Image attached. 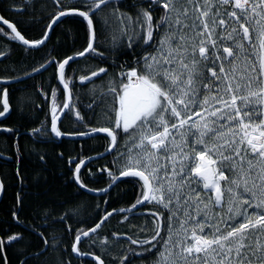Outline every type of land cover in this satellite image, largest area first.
<instances>
[{"label":"snow or ice","instance_id":"snow-or-ice-1","mask_svg":"<svg viewBox=\"0 0 264 264\" xmlns=\"http://www.w3.org/2000/svg\"><path fill=\"white\" fill-rule=\"evenodd\" d=\"M145 3L133 15L120 13L121 6L113 0H52L54 11L47 17L41 38H26L18 28L22 21L3 15L0 34L39 50L47 46L48 33L55 27L79 21L84 31L82 50L74 55L54 51L52 59L34 70L53 69L57 88L69 100L76 87L74 78L68 79L72 64L93 54L106 59L99 43L100 20L113 49L127 47L135 52L139 48L135 64L121 65L119 75L113 74L88 106L94 119L96 108L101 109L104 123L91 133L72 134L105 133L93 138L108 140L109 147L101 155L113 156L110 164L116 171L107 172L110 187L139 184L135 203L113 212L135 215L149 204L155 209L149 213L155 223L149 221L141 229L150 230V238L128 239L140 246L142 258L155 256L153 264H264V0ZM105 9L111 10L112 23L101 15ZM14 11L23 15L27 9ZM155 13L160 14L157 19ZM108 74V68L100 67L91 76L103 80ZM89 83L94 80L81 77V86ZM0 99L3 116L9 109L7 88H0ZM62 107L68 118L71 103ZM52 111L51 132L57 137L66 135L57 127L55 104ZM75 114L84 121L79 111ZM125 137V151H121L120 141ZM73 163L74 182L84 189L86 184L80 179L84 162ZM102 191L108 195L110 190ZM112 215L106 211L94 227L76 230L72 251L85 256L77 247L83 238L97 247L94 237H99L98 230ZM23 239V235H13L7 242L0 238V248ZM102 239V246L107 247L109 237ZM122 264L131 260L124 256Z\"/></svg>","mask_w":264,"mask_h":264},{"label":"trees","instance_id":"trees-1","mask_svg":"<svg viewBox=\"0 0 264 264\" xmlns=\"http://www.w3.org/2000/svg\"><path fill=\"white\" fill-rule=\"evenodd\" d=\"M113 4L121 6L120 13L133 15L138 6H146L145 0H113ZM18 8H26L27 11L17 15L14 9ZM53 11L52 0H0V15L10 21H22L18 28L29 39L41 38V30ZM110 11L105 9L101 15L112 23ZM159 15L155 13L154 19ZM42 18L44 23L40 22ZM4 28L7 31L6 26ZM97 28L102 33L99 43L106 59L93 54L88 59L82 58L72 64L73 71L68 72V79H77L72 91L73 106L84 119L87 117L86 120L91 121L82 125L78 123L76 130H91L101 126L102 122L101 109L96 108L97 117L94 119L88 107L101 92L100 79L87 86H81L78 80L82 76L90 77L92 71H98L100 67L108 68V75L118 76L120 66L134 65L140 52L139 48L135 52L127 47L113 49L103 20L97 23ZM83 35V25L79 21L69 20L55 27L46 47L30 50L12 40L11 35L5 37L0 34V88H7L11 107L9 114L0 116V154L10 158H0V174L4 183L0 197V238L7 242L13 235L24 237L6 249L0 248V264H92L72 251L76 230L94 227L106 215V211L129 207L140 195L139 184L132 182L118 183L108 195L101 196L78 189L74 182L76 164L70 163L69 159L80 160L101 152L104 139L63 138L57 142L51 139L48 122L43 123L48 117L46 113L50 105L47 99L52 90L56 89L55 101L58 98L62 103L64 97L53 79V69L42 73H35L34 70L52 59L50 53L54 51L74 55L82 50ZM124 43H127L126 38ZM29 73L32 75L29 76ZM5 81L10 83L6 84ZM42 125L46 127L44 131H34ZM62 126L67 132L75 131L69 124ZM110 162L96 160L92 163L94 165L90 164L81 170L80 179L86 187L99 190L110 184V179L106 178V172L113 169ZM91 172L95 174L91 175ZM61 218H64L63 222ZM118 218V214L112 215L99 230V237H94L97 247H91L92 241L85 239L78 247L79 252L97 255L106 264H122L124 256L131 260V264H144L143 258L134 259L127 245L122 246L111 235L119 233ZM105 236L109 237L107 247L102 246ZM45 241L47 251L44 250ZM144 257L149 259L152 255L146 254Z\"/></svg>","mask_w":264,"mask_h":264},{"label":"flooded vegetation","instance_id":"flooded-vegetation-1","mask_svg":"<svg viewBox=\"0 0 264 264\" xmlns=\"http://www.w3.org/2000/svg\"><path fill=\"white\" fill-rule=\"evenodd\" d=\"M90 77H92V76H90ZM112 76L111 75H108V76H106V77H104V79L103 80H101L100 79V83H101V91H103L104 90V86L107 84V82L109 81V79L111 78ZM69 80H72V79H69ZM80 80L81 79H79L78 81H79V83H80ZM94 81H96L97 79L96 78H94L93 79ZM74 81H75V84H76V81H77V79L75 80L74 79ZM60 88H62L61 87V85H60ZM58 90H59V88H58ZM72 94V93H71ZM43 97H44V100L46 99V97H45V95H43ZM63 101H62V103L60 102L61 100H58V98H57V101H55V98L52 96V93H51V95L48 97V104L50 105V108H48V111H47V113H46V115H48V117L47 118H45L44 120H43V123H47L48 122V124H49V126H48V131L50 132V136H51V139L52 140H54V141H57V142H59V141H61L63 138H65V139H69V140H85V139H91V138H93V137H103V136H106V134L104 133V134H97V135H94V136H89V137H85V138H71V137H65V135L64 136H61L60 138H58L57 136H55L54 137V135H53V133L51 132V120H52V116H53V111H52V108H53V104H55L56 105V112H55V115L57 116V122L59 121V123H58V128L62 131V132H64V133H66V135H70V134H74V133H76L77 131H80V132H91V130H86L85 131V129L83 130V129H78V130H76V125H78V123H80L81 125L82 124H85V123H87L89 120H86L87 119V117L84 119V121L83 122H81L80 121V119H79V117H77L76 116V112H77V110L74 108V102H73V95H72V103H71V105H72V111L69 113V115H68V118H65V113L61 116V111H62V109H63V107H62V104H64V103H66V100H67V98H66V93L63 95ZM111 98L109 97V100H110ZM92 104V103H91ZM10 110H11V107H10V104H9V109H8V111L7 112H4V115L3 116H6L7 114H9V112H10ZM0 111H3V109L2 110H0ZM67 111V110H66ZM65 111V112H66ZM80 116H82L81 114H80ZM83 117V116H82ZM62 121V122H61ZM102 122H101V125L104 123V120L102 119L101 120ZM63 124H69V126H71V128L72 129H74L75 131H73V132H67L65 129H63ZM39 131H44L45 129H46V127H44L43 125L42 126H39ZM109 140H110V138H109ZM126 142H127V138L125 137L124 139H122L121 141H120V150L121 151H125V144H126ZM109 147V143H108V140H105L104 139V145H102L101 146V149H102V151L101 152H98V153H96V154H93V155H90V156H88V157H85V158H83V159H80L79 161H84L85 159H87V158H89V157H92V156H96V155H100V154H102V153H105L106 152V149ZM100 159H103L104 160V162L106 163L107 161H112L113 160V156L111 155V154H107L106 155V157L105 156H101V157H98V158H94V159H92L90 162H88L86 165H87V167H89V165L90 164H92L94 161H96V160H100ZM69 161H70V163H73L74 161H78V159L77 158H73V159H69ZM75 164V163H74ZM92 165H94V164H92ZM75 167H76V165H75ZM75 167H74V169H75ZM83 168H85L84 166H82L81 167V170L83 169ZM108 171H113V172H115L116 171V168L115 167H113V169H111V170H108ZM107 171V172H108ZM106 172V173H107ZM95 173H93V172H91V175H94ZM106 178L107 179H110L109 178V176L106 174ZM123 178V177H122ZM121 178V179H122ZM120 179V180H121ZM0 180H2V177H1V174H0ZM3 181V180H2ZM116 185V184H115ZM114 185V186H115ZM110 186V184L107 186V187H109ZM113 186V187H114ZM107 187H105V188H107ZM112 187V188H113ZM88 188H90V187H88ZM105 188H103V189H105ZM111 188V189H112ZM4 189V188H3ZM3 189L1 190L0 189V197H1V195H2V193H3ZM90 189H92V188H90ZM110 189V190H111ZM92 190H96V189H92ZM100 190V189H99ZM87 193V192H86ZM89 194V193H88ZM90 195H92V194H90ZM104 195V194H103ZM95 196V195H94ZM99 196H101V195H99ZM127 208H130V206L129 207H125V208H122V209H127ZM113 211V210H112ZM155 211V209H153L152 208V205H147V207H142V208H138L136 211H135V215H133L132 213H116V214H118L119 215V227H120V230H119V233H117L116 235H115V238H117L118 240H119V243L122 245V246H126L127 245V249H129V251H130V253L132 254V256L134 257V259H138V258H140L141 256L139 255V253L142 251L141 250V248H140V246L137 244V245H132L131 244V242H130V240L128 239V237H133V238H137V239H140V240H143V239H146V238H150V235H151V232H150V230L149 231H142L141 229H143V228H145V227H147L148 226V222L149 221H152V223L154 224L155 223V220L153 219V217H151L150 215H149V213L150 212H154ZM111 212V211H110ZM115 214V215H116ZM114 215V214H113ZM101 229V228H100ZM99 229V230H100ZM99 230H98V232H99ZM87 239V238H86ZM133 250H135V253L136 254H134V252H133ZM81 253V252H80ZM83 254H88V253H83ZM89 255H92V256H96V257H99V256H97V255H94V254H89ZM146 255V254H145ZM144 255V256H145ZM143 256V259L145 260V262H144V264H151L152 263V260H153V258H154V256H152V257H150L149 259H148V257H144ZM77 257H79V256H77ZM142 258V257H141ZM83 259H87L88 261H90L91 263L93 262V261H95V264H99L96 260H93V259H89V258H83ZM99 259H101L102 260V258L101 257H99ZM148 259V260H147ZM103 262H104V260H102ZM104 264H106L105 262H104Z\"/></svg>","mask_w":264,"mask_h":264},{"label":"water","instance_id":"water-1","mask_svg":"<svg viewBox=\"0 0 264 264\" xmlns=\"http://www.w3.org/2000/svg\"><path fill=\"white\" fill-rule=\"evenodd\" d=\"M49 34V36L51 35V32H49L48 33ZM19 44H21V42L19 41V40H16ZM47 42V41H46ZM25 47H28V46H25ZM29 48V47H28ZM80 59H82V58H79V60ZM90 79H94V77H90ZM61 87H63V85H61ZM71 97H72V94H71ZM66 98H67V100H66V103H72V98L69 100V97H68V95H67V93H66ZM65 111H66V109H62V111H61V116L65 113ZM58 123H59V121L57 122V126H58ZM89 133H91V132H89ZM99 134H104V133H99ZM53 135H54V137L56 136L55 135V133H53ZM94 135H97V134H92V136H94ZM65 137H71V138H85V137H89V136H77V135H72V134H70V135H65ZM58 138H60V137H58ZM102 155L100 154V155H96V156H92L91 158H98V157H101ZM0 158H2V159H4V160H10V158H8V157H6V156H4V155H1L0 154ZM90 158V157H89ZM89 158H87V159H85L83 162H84V164H87L88 162H90L91 160L89 159ZM84 164H82L81 165V167L82 166H84ZM122 177H119V179H121ZM115 184H113V186H114ZM113 186H109V187H107V188H105V189H111ZM88 187H86V188H84L83 190H85V191H88ZM102 190H104V189H101V190H99V191H91L90 193L91 194H94V195H102V194H105L104 193V191H102ZM89 192V191H88ZM119 210V209H118ZM113 214H116V213H122V212H113V211H111ZM86 238H83V240H85ZM77 247H79V245H77ZM74 253V252H73ZM80 253V252H79ZM76 256H79V257H82V258H89V259H93V260H96L99 264H100V260L101 259H96L97 257L96 256H92V255H89V254H85V256H81V255H79L78 253H74Z\"/></svg>","mask_w":264,"mask_h":264},{"label":"bare ground","instance_id":"bare-ground-1","mask_svg":"<svg viewBox=\"0 0 264 264\" xmlns=\"http://www.w3.org/2000/svg\"><path fill=\"white\" fill-rule=\"evenodd\" d=\"M120 72V71H119ZM119 72H118V74H119ZM90 78V77H89ZM90 189V188H89ZM83 190V189H82ZM101 190V189H100ZM85 191V190H84ZM94 191H99V190H94ZM85 192H87V193H89V194H91L90 192H88V191H85ZM92 195H94V194H92ZM103 195V194H102ZM95 196H99V195H95Z\"/></svg>","mask_w":264,"mask_h":264},{"label":"rangeland","instance_id":"rangeland-1","mask_svg":"<svg viewBox=\"0 0 264 264\" xmlns=\"http://www.w3.org/2000/svg\"><path fill=\"white\" fill-rule=\"evenodd\" d=\"M0 184H2L3 185V187L2 188H0L1 190L4 188V183H3V181L2 180H0Z\"/></svg>","mask_w":264,"mask_h":264},{"label":"built area","instance_id":"built-area-1","mask_svg":"<svg viewBox=\"0 0 264 264\" xmlns=\"http://www.w3.org/2000/svg\"><path fill=\"white\" fill-rule=\"evenodd\" d=\"M119 75V74H118ZM151 205V204H150ZM156 259V257L154 256V258H153V260H152V263L151 264H153V261Z\"/></svg>","mask_w":264,"mask_h":264}]
</instances>
